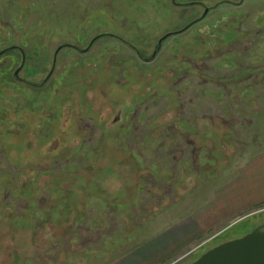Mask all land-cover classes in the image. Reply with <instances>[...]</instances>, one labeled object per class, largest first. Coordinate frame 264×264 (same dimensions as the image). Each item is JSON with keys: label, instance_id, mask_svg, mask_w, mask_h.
<instances>
[{"label": "rangeland", "instance_id": "374dc122", "mask_svg": "<svg viewBox=\"0 0 264 264\" xmlns=\"http://www.w3.org/2000/svg\"><path fill=\"white\" fill-rule=\"evenodd\" d=\"M222 1L0 0V264H165L218 233L189 264L264 225L206 217L264 154V0Z\"/></svg>", "mask_w": 264, "mask_h": 264}, {"label": "crops", "instance_id": "0c3cea01", "mask_svg": "<svg viewBox=\"0 0 264 264\" xmlns=\"http://www.w3.org/2000/svg\"><path fill=\"white\" fill-rule=\"evenodd\" d=\"M228 145L231 146L230 144ZM260 151L264 153V146L259 147L257 152L252 153V155L250 154V156L246 158L254 157V159H256ZM261 156L263 157V161L256 162V168H252V171L244 170V166L238 172L236 168H232L231 173L232 171L237 172L234 174L235 176L231 175L232 179H230V181L227 179L223 184L213 188L214 199L211 201L210 205L212 208L216 207L219 209V214L212 212L214 210L209 208V205V209L206 212V217H210L207 219L208 221L210 219H212V222L226 221V219L233 214L235 215L249 207L264 202V154ZM259 165H261V167H258ZM211 216H213V218H211ZM146 245L147 244L137 250L139 256L136 258L133 257L132 260L130 258H124L126 264H133L140 260L143 262L142 264H147L148 262H153L152 264H154V262H156L155 264H163L162 262L167 261V259L174 257L178 253L171 252L165 257L162 256L163 258H159L160 256L156 254L160 248H158V246L154 247L152 243L149 244L147 248Z\"/></svg>", "mask_w": 264, "mask_h": 264}, {"label": "water", "instance_id": "95a60500", "mask_svg": "<svg viewBox=\"0 0 264 264\" xmlns=\"http://www.w3.org/2000/svg\"><path fill=\"white\" fill-rule=\"evenodd\" d=\"M167 35L158 41V47ZM189 264H264V225L209 248Z\"/></svg>", "mask_w": 264, "mask_h": 264}, {"label": "flooded vegetation", "instance_id": "af4514ba", "mask_svg": "<svg viewBox=\"0 0 264 264\" xmlns=\"http://www.w3.org/2000/svg\"><path fill=\"white\" fill-rule=\"evenodd\" d=\"M222 2H226V1L223 0ZM222 2H221V3H222ZM227 3H230V5H233V6H237V5H239V3H233V2H231V1H230V2L227 1ZM219 4H220V3H219ZM178 5H180V4H178ZM213 8H215V7H213ZM208 9L210 10V8H208ZM208 12H209V11H207L206 14H207ZM195 19L199 20V18H195ZM195 21H196V20H195ZM199 21H200V20H199ZM193 22H194V21H193ZM193 22H192V24H193ZM194 23H195V22H194ZM60 47H62V46H60ZM72 48H74V46H72ZM9 49H11V48H9ZM4 50H5V49H4ZM7 50H8V49H7ZM60 50H61V49H60ZM60 50H58L57 52H56V51L53 52V56H52L53 59L55 58V55H56V57H57V55H58V53L60 52ZM72 51H73L74 53H75V52L78 53V50H76V48H74V50H72ZM18 66H19V67H16V68H15L16 72H14V77L16 78L17 81H21L22 79L18 77V69L21 68V67H23V66H22L21 63L18 64ZM22 81H24V80H22ZM31 85H35V84H31ZM35 86H36V85H35Z\"/></svg>", "mask_w": 264, "mask_h": 264}, {"label": "built area", "instance_id": "2783aa9c", "mask_svg": "<svg viewBox=\"0 0 264 264\" xmlns=\"http://www.w3.org/2000/svg\"><path fill=\"white\" fill-rule=\"evenodd\" d=\"M194 250H189L188 252H185L184 254L177 256L176 258H173L172 260L168 261L165 264H180L184 260L188 258V256L193 252Z\"/></svg>", "mask_w": 264, "mask_h": 264}, {"label": "trees", "instance_id": "16d2710c", "mask_svg": "<svg viewBox=\"0 0 264 264\" xmlns=\"http://www.w3.org/2000/svg\"><path fill=\"white\" fill-rule=\"evenodd\" d=\"M190 24L186 25V27H188ZM137 53L139 54V52L137 51ZM139 57H141V54H139ZM3 117V116H2ZM1 117V119H2ZM4 119V118H3Z\"/></svg>", "mask_w": 264, "mask_h": 264}]
</instances>
